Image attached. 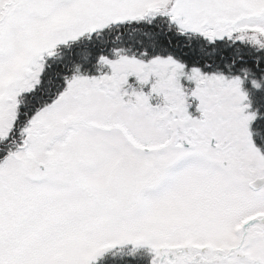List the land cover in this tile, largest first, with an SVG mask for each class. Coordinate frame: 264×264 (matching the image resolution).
<instances>
[{
  "label": "snow or ice",
  "instance_id": "1",
  "mask_svg": "<svg viewBox=\"0 0 264 264\" xmlns=\"http://www.w3.org/2000/svg\"><path fill=\"white\" fill-rule=\"evenodd\" d=\"M0 264H264V0H0Z\"/></svg>",
  "mask_w": 264,
  "mask_h": 264
}]
</instances>
